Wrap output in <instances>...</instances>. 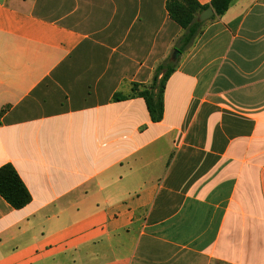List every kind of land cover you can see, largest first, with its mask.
Here are the masks:
<instances>
[{
  "label": "crops",
  "instance_id": "1",
  "mask_svg": "<svg viewBox=\"0 0 264 264\" xmlns=\"http://www.w3.org/2000/svg\"><path fill=\"white\" fill-rule=\"evenodd\" d=\"M167 1L0 0V264H264V0L175 60ZM168 59L161 122L113 101Z\"/></svg>",
  "mask_w": 264,
  "mask_h": 264
},
{
  "label": "trees",
  "instance_id": "2",
  "mask_svg": "<svg viewBox=\"0 0 264 264\" xmlns=\"http://www.w3.org/2000/svg\"><path fill=\"white\" fill-rule=\"evenodd\" d=\"M233 0H212L209 5H201L197 0H168L166 9L170 18L179 25L184 34L178 40L175 50L183 53L191 47L195 39L201 34L204 23L198 21L199 15L208 8H212L216 16L224 15ZM177 62L168 59L155 70L153 79L149 85L135 83L132 85V93L125 96L117 93L113 97L114 102L125 101L133 98L144 99L153 123L163 120L164 91L166 83L175 71ZM4 110L0 113V116ZM0 195L16 210H20L31 201V195L11 164L0 168Z\"/></svg>",
  "mask_w": 264,
  "mask_h": 264
},
{
  "label": "water",
  "instance_id": "3",
  "mask_svg": "<svg viewBox=\"0 0 264 264\" xmlns=\"http://www.w3.org/2000/svg\"><path fill=\"white\" fill-rule=\"evenodd\" d=\"M214 15H215V13H214L213 9L208 8L199 15L198 21L201 23H204V22L210 20ZM178 56H179V52L176 51L175 54L173 55V59L175 60Z\"/></svg>",
  "mask_w": 264,
  "mask_h": 264
}]
</instances>
